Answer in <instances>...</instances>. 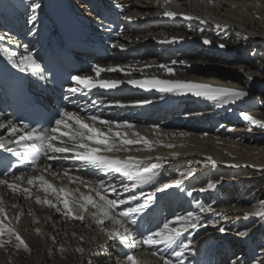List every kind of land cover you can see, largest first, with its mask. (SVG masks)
<instances>
[{"label":"bare ground","instance_id":"6f19581e","mask_svg":"<svg viewBox=\"0 0 264 264\" xmlns=\"http://www.w3.org/2000/svg\"><path fill=\"white\" fill-rule=\"evenodd\" d=\"M91 1L109 19L104 24L96 16H90L88 20L79 19L81 36L94 44L101 43L106 51L93 63L103 68L119 66L124 71L101 73V79L121 81L116 87L118 95L99 97L101 106H92L90 115L102 120L127 121L135 126L132 131L150 141H159L152 144L151 151L138 144L127 152L116 153L120 158L136 157L143 161L142 166L159 165V175L154 182L133 188L135 181L72 159L71 153L41 150L32 163L33 167L16 176L22 179L8 180L19 184L21 189L29 188L30 198L22 191L13 193L6 185H0V199L8 217L4 220L0 216V220L14 229L28 245L25 251L23 247H16L15 236L7 233L0 236V242L4 243V247H0V264H130L126 259L128 255L135 256L139 264H144L147 258L164 264V259L161 261L153 252L168 258L172 264H198L200 261L212 264L209 254H203L202 249L208 240L218 245L225 242L229 247L234 245L232 250L226 246L217 248L218 252L226 253L228 261L232 260L230 264H264V220L256 215L244 218L245 213L256 212L259 201L264 200V127L252 125L242 115L264 122V0ZM76 2L0 0V60L20 70L13 66L9 57L16 62L21 56L31 54L34 57L36 44L24 43L14 34L27 30V36L34 41L35 29L56 31V23L64 16L77 15L74 10ZM33 3L39 4L34 13ZM90 11L93 14L94 10ZM165 11L176 15L165 16ZM11 14L17 17L16 21L9 20ZM33 15L35 21H31ZM189 16L192 19L186 18ZM205 39L210 43L205 44ZM160 65L171 68L173 74L169 75ZM29 70L31 75L39 77V70L29 68L23 73L27 74ZM88 75L95 77L92 69L81 76ZM153 77L211 84L248 94L234 102L224 103L197 97L190 92H160L128 83L132 79ZM73 85L78 86L76 83ZM8 127L0 128V140L23 134L18 131L11 135ZM167 144L174 147L163 146ZM12 147L13 151L21 150L20 145ZM173 152L178 155L173 157ZM209 158L215 163H211ZM190 170L192 176L187 175ZM66 171L67 176L64 174ZM181 173L185 175L181 176ZM37 176H44L56 189L72 192L77 200L81 193L95 197L89 188L102 184L108 189L106 195L109 199L126 201L119 205L117 212L127 206L144 203L151 196L144 213L146 210L149 215L162 211L173 213L174 217L163 219L164 224L177 215L192 211L202 217L201 226L184 233L181 239H190L191 244L179 259L172 254L175 245L169 248L164 244L153 247L143 244L138 223H135L137 231L132 230L134 224H126L132 232L127 241L109 240L104 229L115 226L108 220L103 225L97 223L90 215L96 211L91 206L83 213L84 220L81 221L75 218L81 215L76 203L72 204L71 218L64 214L62 205L58 204L61 211L57 212L37 204L36 196L58 203L53 194L38 190L39 181L34 185L27 183L29 178ZM76 177H81L89 187ZM175 180L181 181L179 187L157 190L164 183L171 184ZM209 182L215 183L216 188L199 191L206 189ZM125 184L128 191H124ZM230 185L237 190L239 201L231 196L229 201L222 200L219 207L212 205V212H199L198 198L201 204L206 205L202 199L204 195H208V199L218 198ZM113 187L115 192L111 190ZM131 196L137 199L128 203ZM150 209L154 212L151 213ZM138 216L132 219L137 221ZM221 227L225 229L223 233L219 231ZM241 232L246 235L240 236ZM77 248H83V253L77 252ZM242 251L254 254L248 259ZM234 252L237 254L233 255ZM201 255L203 260L199 258ZM218 264L228 262L218 261Z\"/></svg>","mask_w":264,"mask_h":264},{"label":"snow or ice","instance_id":"6c2138e0","mask_svg":"<svg viewBox=\"0 0 264 264\" xmlns=\"http://www.w3.org/2000/svg\"><path fill=\"white\" fill-rule=\"evenodd\" d=\"M169 0H165L168 3ZM39 8V4H32L33 13ZM163 15L168 17H174L176 13L165 11ZM187 19H192V17H186ZM36 17L33 15L31 21H35ZM30 21V22H31ZM205 44H209L210 41L205 39ZM223 47V45H220ZM9 60L13 63L14 67L19 68L21 71H25L29 68L36 71L39 70L40 65L35 61L31 54L26 56H21L19 61H12L11 57ZM160 68L164 69L169 75L173 74L172 69L160 65ZM92 71L95 73V77L88 76H73L72 80L78 85V87H73L69 89L70 93L80 92L82 89H92V88H103L112 89L116 88L121 81L111 80V79H101V73L103 72H118L124 71V69L119 66H108L103 68L99 65H93ZM133 86L148 89L154 88L160 92H174V91H185L190 92L194 96L203 97L211 101L221 100L224 103L234 102L238 99L245 97L248 93L238 89L214 86L211 84L198 83L193 81H181V80H164L158 78L143 79V80H129ZM96 101H93L95 104ZM243 119L250 122L252 125H259L264 127V122H261L250 115L242 114ZM10 127H8V132L11 135H15L20 131L15 124L9 122ZM5 127L0 124V128ZM28 126L25 125V128ZM134 125L124 121L118 122L114 120H102L96 115L83 116L80 112H73L67 110H61L59 113V118L55 119L54 126L43 132H38L36 129H31L29 131H24L22 135H19L14 143L21 146V150L31 156V162L34 164L38 158V153L41 150L52 152V153H71V158L79 160L91 167L100 169L104 172H114L121 174L128 180L135 181L133 188L141 187L144 184L152 183L155 181L156 177L159 175L157 169L159 165L152 164L151 166H142L143 161L136 157L125 156L120 158L116 153L120 151H129L131 146L143 144L146 150H152L153 143H159V141H150L144 136L140 135L138 132L132 131ZM123 130V131H122ZM251 130V129H249ZM134 138H129V137ZM68 139L65 140L64 138ZM59 142V143H57ZM164 147L172 148L174 145L167 144ZM5 144L0 142V148H4ZM12 151V149H7ZM173 157H176L178 153H171ZM150 159V157H147ZM211 163H215L211 161ZM68 175L67 171L64 173ZM185 175L184 173L180 174ZM188 176H192L193 172L190 170L187 173ZM17 180L22 179V177H16ZM70 182L71 181V178ZM76 180L81 181L85 187H89L88 183L83 181L81 177H76ZM36 181L40 182V189L46 194H53L58 203H54L48 198L41 199V197L36 196L35 200L37 204H42L48 208L55 209L57 212L61 211L59 205L63 206L64 214L68 217L73 216L72 204L76 203L79 206L81 215L75 217L81 221L84 220L83 213L88 210V207L96 209L90 215L97 221V223L103 225L105 220L110 221L115 227L111 229H104L105 236L109 239H119L121 242L128 240L129 236L132 235L131 230L126 226V224H135L136 220L132 219L133 216L139 215L149 207V203L152 197L149 196L144 203H137L135 206H127L120 211H116L119 205L125 204L126 201L121 199H109L106 195L108 189L102 184H95L89 188L90 193L94 192L95 197L91 194L85 195L81 193L78 200L74 198L73 193L67 191L64 188L56 189L51 183L45 180L44 176L32 177L27 180L29 185H34ZM181 184L180 180H175L171 184L164 183L162 188L157 189L158 191L169 189L170 187L177 186ZM0 185H6L13 193L23 192L26 197L30 198L32 193L29 188L21 189V186L16 183H9L6 179H0ZM124 191H128V185H124ZM216 184L209 182L207 188H201L199 191L203 192L206 190L215 189ZM113 192L116 189L113 187L111 189ZM78 191V190H77ZM189 196L192 195L191 192L188 193ZM98 198V199H97ZM136 196H131L128 203L136 200ZM199 207L200 213L212 212L213 208L211 204L204 205L199 201L196 202ZM256 207V206H254ZM250 215L259 216L264 220V200H260L258 203V209L253 213H245L244 218L247 219ZM0 216L4 217L6 220L7 213L3 207V200L0 199ZM225 219L227 216L225 215ZM202 217L192 211H188L183 215H177L173 220L166 221L161 228L157 231L148 234L146 237L142 238V243L153 247L158 244H164L171 248L173 245L176 246L173 251V255L179 259L181 256L188 251L189 245L191 244L190 239H181L184 237V233L188 232L189 229H197L201 226ZM122 229V231H121ZM220 232H224L225 229L221 227ZM15 236V240L18 242L16 244L17 248L23 247L25 251L28 250V245L21 238V236L15 232L14 229L4 225L3 220H0V236L5 235ZM240 236H245L246 233H239ZM0 247H4V243L0 242ZM77 252L83 253V248H77ZM162 251V250H161ZM153 255H156L153 252ZM130 264H139L137 258L133 255H128L126 258ZM161 259H164L161 256ZM164 264H172L170 260H164Z\"/></svg>","mask_w":264,"mask_h":264},{"label":"rangeland","instance_id":"374dc122","mask_svg":"<svg viewBox=\"0 0 264 264\" xmlns=\"http://www.w3.org/2000/svg\"><path fill=\"white\" fill-rule=\"evenodd\" d=\"M6 6V5H5ZM15 13V12H14ZM16 16L15 15H13V14H11L10 16H9V20H11V21H16ZM222 127V126H221ZM206 183V182H205ZM242 186V185H241ZM242 187H244V186H242ZM246 188V187H245ZM242 189V188H241ZM243 190V189H242ZM231 196L233 197L234 196V198H236V202L237 201H239V199L237 198L238 197V192H237V190H235V189H233L232 187H231V185L230 186H228V188H227V190L225 191V193L224 194H222V196L221 195H218V198L216 197L215 199H214V197H210L209 199H208V195L206 196V195H204L203 196V200H205L206 201V205H208V204H211V205H216V207H219L218 205H219V203H221V201L222 200H224V201H229L230 199H231ZM199 199V198H198ZM198 199H197V201H198ZM208 199V200H207ZM201 199H199V201H200ZM212 200V201H211ZM209 241H213V240H208L207 242H206V244L204 245V247H208L207 249H209V248H211V247H213V246H217L216 244H215V242L213 241L212 243L211 242H209ZM210 243V244H209ZM262 243V242H261ZM219 247L221 246V244H219L218 245ZM157 258H159L161 261L163 260V259H161V256H158L157 254L155 255ZM155 257V258H156ZM164 258V260H168V258H165V257H163ZM209 258H211V257H209ZM163 260V261H164ZM227 260V259H226ZM162 263V262H161ZM160 263V261L158 262V260H156V259H154V258H147L146 260H145V262H144V264H161ZM230 263H232L231 262V260L228 262V264H230Z\"/></svg>","mask_w":264,"mask_h":264}]
</instances>
